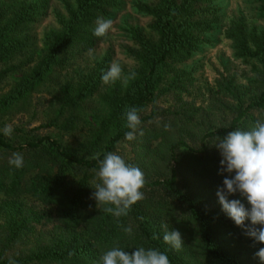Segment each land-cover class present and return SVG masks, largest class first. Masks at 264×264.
I'll list each match as a JSON object with an SVG mask.
<instances>
[{
  "label": "trees",
  "instance_id": "trees-1",
  "mask_svg": "<svg viewBox=\"0 0 264 264\" xmlns=\"http://www.w3.org/2000/svg\"><path fill=\"white\" fill-rule=\"evenodd\" d=\"M212 1L154 0L144 6L151 16L149 29L154 37L131 30L137 46L133 52L136 65L125 76L136 75L127 87L122 84L123 76L96 94L110 61L108 55L77 82L61 85L56 113L36 129L81 132L80 124L89 111V130L72 142L62 143L49 135L29 136L32 130L23 128H13L10 137L0 131V194L2 201L11 204L7 214L0 216V264H9L10 258L16 264H98L101 254L114 246L128 252L138 247L155 248L168 255L170 264H261L254 253L264 244L253 245L221 209L216 196L224 178L218 174L221 157L214 146L208 149L207 145L231 130H246L257 120L254 112L264 113V31H248L242 18L229 22L226 36L236 57L261 66L257 81L263 89L259 94L246 103L227 84L226 95L238 101L229 124L207 132L208 142L196 153H185L186 172L180 177L172 170L168 178L145 179L143 188L148 192L128 215L118 218L119 223L91 198V176L98 159L112 152L129 131L124 126V111L136 107L140 116L149 102L177 89L181 74L174 73L166 80V73L176 72L173 64L190 59L204 44L218 19L203 8ZM258 1L264 9V0ZM44 5L42 0H0V65H9L19 73L12 87L0 95V117L62 72L68 55L80 52L76 45L89 49L93 45L90 24L119 8L117 0H76L68 18H59L58 29L45 38L37 52H30L23 30ZM21 55L26 60L15 62ZM6 71L1 70L0 77ZM13 153L23 156L21 168L9 165ZM29 196L41 201L43 208L22 215L21 204ZM234 198H239L238 194L229 197ZM49 223L52 227L48 228ZM37 225L40 230H35ZM125 227L132 228L131 235L123 231ZM173 229L180 231L184 241L179 251L163 241L164 233ZM154 233L158 239L152 238Z\"/></svg>",
  "mask_w": 264,
  "mask_h": 264
},
{
  "label": "rangeland",
  "instance_id": "rangeland-1",
  "mask_svg": "<svg viewBox=\"0 0 264 264\" xmlns=\"http://www.w3.org/2000/svg\"><path fill=\"white\" fill-rule=\"evenodd\" d=\"M42 1L44 8L23 30L30 41V52H37L45 38L58 29V19H67L69 11L76 6V0ZM117 2V10L109 11L106 17H100L104 20L111 19L113 27L103 37H92L93 45L89 49L94 50V58L89 57V49L82 50L80 45H76L80 52L68 55L67 67L62 72L52 76L24 102L16 105L10 114L0 117V131L6 125H11L12 129L32 130L29 136L49 135L64 143L72 142L81 132L89 130L92 120L89 111L84 114V122L80 124L81 132L61 134L53 128H36L45 124L56 113L61 85L65 82L75 83L81 75L89 74L105 55L110 57L107 70L113 62L121 65L122 77L134 69L136 62L133 52L137 46L131 30L138 29L145 36L154 37L149 29L151 16L143 10L144 6L152 4L154 0ZM262 6L258 0H214L203 6L207 13L213 12L218 19L198 51L190 59L174 63L176 72L166 73V80L172 79L174 73L181 74L177 89L165 91L153 102H149L140 115L142 121L139 128L143 135H139L138 131L133 141H127L123 137L112 151L122 156L127 163L139 167L147 181L168 178L172 170H176L180 177L186 172L185 161L188 159L184 158L185 153H196V149L208 142L207 132L229 124L235 116L238 101L226 95L227 84L246 103L263 89L257 81L263 72L261 66L254 60L236 57L232 42L226 36L229 22L237 18L244 20L246 29L250 32L264 31ZM95 22L90 24V32H93ZM26 58L21 55L15 62ZM1 70L8 71L0 77V95L7 92L19 77V73L11 71L9 65H0ZM106 86L101 83L96 94ZM254 116L264 120V113L254 112ZM165 125L170 127L165 129ZM13 140L11 139L12 142ZM207 145L208 149L212 147V143ZM92 174L91 185L95 180V171ZM141 191L145 195L148 189L142 188ZM1 198L0 194V216H3L7 214L11 204ZM42 208L41 201L29 196L24 199L20 209L24 215L38 212ZM47 227L52 225L49 223ZM35 230H40V226L37 225Z\"/></svg>",
  "mask_w": 264,
  "mask_h": 264
},
{
  "label": "clouds",
  "instance_id": "clouds-1",
  "mask_svg": "<svg viewBox=\"0 0 264 264\" xmlns=\"http://www.w3.org/2000/svg\"><path fill=\"white\" fill-rule=\"evenodd\" d=\"M95 25L93 36L103 37L113 27V21L98 17ZM93 51H88L90 58H94ZM135 75L133 72L123 77V86L127 87L129 80L134 79ZM121 77V65L113 62L102 74L101 81L110 85ZM139 111L136 107H129L123 113L124 126L129 129L125 132L127 141L135 140L138 131L139 135H143L139 128ZM168 127L170 126L165 125V129ZM12 131L11 125L3 128L5 136L10 137ZM212 146L221 157L218 174L224 176L222 185L217 186L216 190L222 211L242 229L243 235L250 238L253 245L264 244V120L257 119L247 130H231L223 137L218 136L217 142ZM8 163L15 168H21L23 156L13 153ZM145 184L144 173L139 167L127 163L115 152H108L103 159H98L91 198L95 200L97 208L103 206V211L117 218L119 223L118 218L128 215L131 207L144 198L141 189ZM237 194L239 198L229 199ZM246 220L250 223H245ZM256 225L260 227L257 228ZM123 231L132 234L131 227H125ZM152 238L159 237L154 233ZM163 241L170 249L177 251L184 244L180 231L176 229L166 231ZM71 254L70 252L69 255ZM254 256L264 264V247H260ZM9 264H16V261L10 258ZM98 264H170V260L165 252L155 248L138 247L128 252L114 246L101 254Z\"/></svg>",
  "mask_w": 264,
  "mask_h": 264
}]
</instances>
